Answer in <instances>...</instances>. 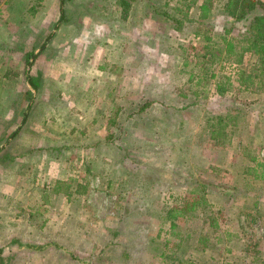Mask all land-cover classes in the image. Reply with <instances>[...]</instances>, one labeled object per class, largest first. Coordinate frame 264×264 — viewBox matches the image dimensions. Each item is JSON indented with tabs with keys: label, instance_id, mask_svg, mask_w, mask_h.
Here are the masks:
<instances>
[{
	"label": "rangeland",
	"instance_id": "1",
	"mask_svg": "<svg viewBox=\"0 0 264 264\" xmlns=\"http://www.w3.org/2000/svg\"><path fill=\"white\" fill-rule=\"evenodd\" d=\"M59 3L0 0V264H264L249 21L229 0Z\"/></svg>",
	"mask_w": 264,
	"mask_h": 264
},
{
	"label": "trees",
	"instance_id": "2",
	"mask_svg": "<svg viewBox=\"0 0 264 264\" xmlns=\"http://www.w3.org/2000/svg\"><path fill=\"white\" fill-rule=\"evenodd\" d=\"M60 6H62L63 0H59ZM126 6V3H121ZM204 4V3H203ZM231 5L230 10L228 11V15L230 16V20L233 22H238L240 20L249 21L248 26L246 27L248 32L245 36H243L244 40V48L243 51H250L252 54L262 53L264 54V8L263 4L259 2H250L249 0H229L228 6ZM63 18L62 10L60 9L58 22ZM30 56V54H27ZM263 56V55H261ZM254 72H245L240 74L237 77L238 84L243 87H247L249 84L259 83V79L257 76L253 75ZM27 84L32 90L37 89V81L35 78L27 77ZM28 107V106H27ZM222 119H218L215 125L221 123ZM23 121V120H22ZM210 137L215 140L216 132L212 129L210 133ZM259 166V164L257 165ZM194 200V199H192ZM175 213H170L168 217L173 219ZM171 226H174L172 224Z\"/></svg>",
	"mask_w": 264,
	"mask_h": 264
},
{
	"label": "built area",
	"instance_id": "3",
	"mask_svg": "<svg viewBox=\"0 0 264 264\" xmlns=\"http://www.w3.org/2000/svg\"><path fill=\"white\" fill-rule=\"evenodd\" d=\"M249 1H251V2H259V3L264 5V0H249Z\"/></svg>",
	"mask_w": 264,
	"mask_h": 264
}]
</instances>
